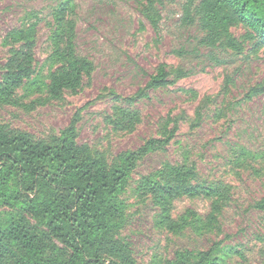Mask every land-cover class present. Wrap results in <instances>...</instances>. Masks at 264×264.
<instances>
[{
    "label": "rangeland",
    "instance_id": "1",
    "mask_svg": "<svg viewBox=\"0 0 264 264\" xmlns=\"http://www.w3.org/2000/svg\"><path fill=\"white\" fill-rule=\"evenodd\" d=\"M64 1L73 7L69 19L74 21V51L91 62L92 72L75 93L50 100L44 86L59 65L49 58L53 12ZM149 1L159 15L158 31L143 15ZM185 1L0 0V78L9 53L19 45L10 33L33 23L37 72L35 87L17 91L18 105L0 108V123L49 142L78 113L76 142L110 163L120 153L163 139L165 129L178 121L169 144L138 163L123 195L126 222L119 236L130 247L134 263L166 264L176 251H206L221 243L239 251L223 264H264V213L253 209L264 195V93L251 92L264 84V47L255 52L246 30L232 27L242 52L197 48L200 32L179 25ZM159 64L171 72V84L126 101L143 89ZM176 69L186 76L175 78ZM198 110L201 120L196 125ZM184 155L195 164L199 181L221 188L223 199L209 232L169 228L152 199L134 190L142 177L165 164L180 163ZM212 202L203 197L178 199L170 218L181 224L182 217L190 218L188 211L204 218Z\"/></svg>",
    "mask_w": 264,
    "mask_h": 264
},
{
    "label": "trees",
    "instance_id": "2",
    "mask_svg": "<svg viewBox=\"0 0 264 264\" xmlns=\"http://www.w3.org/2000/svg\"><path fill=\"white\" fill-rule=\"evenodd\" d=\"M153 8L149 1L143 15L158 31L159 15ZM180 10L179 25L195 27L201 34L195 40L197 48L242 52L230 33L232 27L246 30L255 52L264 47V0H186ZM72 12L69 1L53 12L55 29L50 36L53 47L49 58L59 65L49 73L44 86L50 100H61L66 92L75 93L92 72L91 62L74 51V21L69 19ZM35 36V23L9 35L19 45L3 66L0 108L18 105L20 88L35 87ZM173 73L178 79L186 76L181 69ZM170 75L166 65L159 64L143 89L126 101L135 102L148 91L166 88L171 84ZM251 92L264 93V84ZM195 116L193 122L198 125L199 110ZM124 117L131 119L130 114ZM77 122L78 113L49 142L13 132L0 123V264H135L130 247L119 236L126 222L123 195L138 163L169 144L178 121L170 130L165 129L163 139L149 140L134 151L120 153L110 163L104 155L76 142ZM134 190L150 197L164 224L178 232H209L223 199L218 185L199 181L196 166L186 155L180 163L165 164L142 177ZM199 197L213 200L211 212L204 218L188 211L190 218L182 217L181 224L171 220L176 200ZM253 209L264 213V195ZM234 254L239 251L214 243L206 251H176L166 264H223Z\"/></svg>",
    "mask_w": 264,
    "mask_h": 264
}]
</instances>
